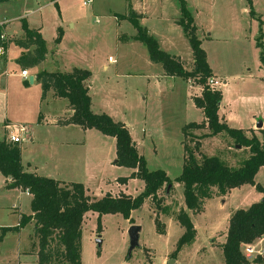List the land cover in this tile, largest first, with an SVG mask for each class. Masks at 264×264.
<instances>
[{
  "label": "rangeland",
  "instance_id": "1",
  "mask_svg": "<svg viewBox=\"0 0 264 264\" xmlns=\"http://www.w3.org/2000/svg\"><path fill=\"white\" fill-rule=\"evenodd\" d=\"M88 1L9 0L0 4V24H6L9 42L0 55V140L6 123L10 128H29L21 144L25 170L82 184L98 199L120 193L136 198L144 191L141 180H129L127 190L125 185L116 184L129 178L131 170L116 164L114 138L97 130L88 133L78 127L62 129L47 123L51 116L64 115L68 101H53L50 94L42 100L40 84L31 85L30 78L19 76L22 70L15 63L21 51L13 42L22 39L26 23L46 41L43 70L89 71L92 112L125 124L147 169L163 171L172 182L169 194L162 193L163 205L173 211L167 219L157 216L152 199H146L130 220L89 213L83 225L82 264H225L222 244L230 220L238 211L261 202L263 195L255 186L245 185L222 200L207 201L200 214H189L184 188L178 182L186 155L183 143L193 147L196 140L192 137L199 138L201 155L217 159L231 170L242 168L252 153L228 132L209 135L208 129L191 130L185 140L183 131L202 123L194 99L209 86L222 92L220 115L226 117L227 126L264 145V0H250L251 4L249 0ZM182 5L193 18L196 38L212 73L227 85L212 87L211 79L202 84L194 78L165 77L163 68L151 62L147 47L134 40L137 30L129 18L133 13L161 51L190 61V45L178 24ZM36 70L33 77L42 71ZM259 122L263 124L260 129ZM61 163L65 166L59 169L64 174L59 175L54 170ZM255 182L264 189V168ZM9 183L0 173V237L3 229H11L0 238V264H39L34 224L17 229L20 217L31 215V196L8 188ZM182 211L189 214L196 238L179 249L185 235L177 219ZM157 220L165 227V234L158 233ZM133 226L141 232L139 247L129 256L128 233ZM52 249L51 264H69L59 250L55 252V243ZM243 253L247 255L245 250Z\"/></svg>",
  "mask_w": 264,
  "mask_h": 264
},
{
  "label": "trees",
  "instance_id": "2",
  "mask_svg": "<svg viewBox=\"0 0 264 264\" xmlns=\"http://www.w3.org/2000/svg\"><path fill=\"white\" fill-rule=\"evenodd\" d=\"M250 1V0H249ZM9 0H0V4ZM251 4V1H250ZM182 18L178 24L184 29L193 53V63L189 67L179 57L170 56L161 51L158 42L143 29L137 20L138 15H129L133 21L137 35L136 42L145 45L152 63L160 65L164 76L182 78L188 81L196 79L207 83L213 78L208 64L207 54L201 42L196 38V26L193 18L182 5ZM24 37L13 43L22 53L16 60V65L22 71L38 68L47 57V45L39 31L30 30L24 24ZM60 39L62 33H60ZM8 43H1L7 50ZM91 73L87 70L73 69L71 72H40L35 81L43 90V99L52 94L57 99L68 101L69 109L73 112L68 119L58 121L59 126H79L83 130H97L105 136L116 140V164L132 170L129 178L119 179V185H127L131 179L144 182L143 193L134 198L124 193L113 197L106 195L100 200L92 198L85 187L76 183H62L53 179L39 177L25 171L22 165L21 145H15L3 140L0 142V173L9 181L8 188L28 192L31 196V215L21 216L19 227L34 224V237L38 240L39 264H51L54 255L52 245L55 243L64 260L69 264H82L83 225L87 214H97L99 218L105 215H121L126 220L131 219L134 211L139 209L146 199H152L157 216H169L170 210L163 205L162 193L172 185L171 180L163 171L150 172L144 158L139 154L128 127L114 121L105 114H94L91 110L92 99L89 94ZM201 84V83H199ZM223 100L221 91L204 88L202 96L195 98L194 103L202 112L204 121L184 128L185 140L190 136L189 131L208 129L209 135L228 132L238 143L247 145L252 153L246 164L231 170L217 159L201 155L199 138L194 146L183 143L185 159L183 172L178 182L184 188V196L188 212L200 214L207 201L217 197H225L233 190L245 185L255 186L263 194L262 201L254 204L247 211H238L230 220L226 243L222 246L225 264H250L243 251L264 237V189L257 185L255 177L264 168V145L256 139L248 140L241 131L230 129L225 120L219 116ZM198 155V157H197ZM179 224L185 229V235L179 242L178 248L190 245L195 241L196 231L191 223L189 214L182 211L178 215ZM159 234H165V227L160 221L155 222ZM11 229H3V235ZM55 253V254H56ZM255 264H264V256L258 257Z\"/></svg>",
  "mask_w": 264,
  "mask_h": 264
},
{
  "label": "crops",
  "instance_id": "3",
  "mask_svg": "<svg viewBox=\"0 0 264 264\" xmlns=\"http://www.w3.org/2000/svg\"><path fill=\"white\" fill-rule=\"evenodd\" d=\"M85 4V3H84ZM0 26H1V31H2V33H4L5 34V32H4V29H5V27H6V24H0ZM6 35V34H5ZM6 36H8V35H6ZM24 37V36H23ZM22 37V38H23ZM139 43V42H138ZM190 49H191V47H190ZM21 51V50H20ZM191 52H192V50H190ZM21 53H22V51H21ZM21 53H20V55H21ZM19 58V57H18ZM181 59V58H180ZM182 60V59H181ZM183 62H185L189 67L192 65V63H193V53H192V57H191V59H190V61H185V60H182ZM45 62H46V60H45ZM45 62L43 63V64H41L38 68H36V69H41L42 71L41 72H46V70H43V66H44V64H45ZM16 64V63H15ZM36 69H34V70H29V71H31V73H29L30 74V77H32V75H33V73H36ZM75 69V68H74ZM77 69V68H76ZM73 70V69H72ZM71 70V71H72ZM71 71H68V72H71ZM59 72V71H58ZM61 72V71H60ZM213 72V71H212ZM54 73V72H53ZM63 73H66V72H63ZM38 74V73H37ZM19 76L21 77V73L19 74ZM6 77H8V76H6ZM5 77V78H6ZM22 78V77H21ZM23 79V78H22ZM213 79H214V81L216 82V83H218V85H220V87H221V85H227V82L226 81H222V79H219L217 76H216V74H214L213 73ZM25 80V79H24ZM37 82L36 81H34V84H36ZM190 84H191V82H189ZM89 85H90V89H89V94H90V96H91V79H90V81H89ZM194 86V85H193ZM51 96H52V100L53 101H55V100H63V99H57V98H55L52 94H50ZM221 108V107H220ZM202 113V112H201ZM72 114H73V112L69 109V106L67 107V110H66V112L64 113V115L63 116H58V115H56V116H51L50 118H49V120L47 121V123L48 124H50L51 126H56V127H59V128H62V129H67V128H70V127H78V128H81V127H79V126H74V125H70V126H59L57 123H58V121H61V120H65V119H68V118H70L71 116H72ZM95 114V113H94ZM219 116H220V118L221 119H223V120H225L226 121V117L225 116H221L220 115V110H219ZM202 117H203V115H202ZM203 121H204V118H203ZM202 121V122H203ZM227 122V121H226ZM260 123V122H259ZM262 123V122H261ZM9 127V124H7L6 123V125L4 126V129H3V135H4V138L2 139V140H0V142L1 141H3V140H7V136H8V134H9V130L7 129ZM27 128V127H26ZM82 129V128H81ZM258 129H260V128H258ZM8 130V131H7ZM27 130H28V133L30 132V130H29V128H27ZM85 131V130H84ZM91 131H94V130H87V131H85V132H91ZM137 148V147H136ZM138 150V149H137ZM139 152V151H138ZM140 154V153H139ZM141 155V154H140ZM59 166H65L64 165V163H61V164H58L57 165V168L54 170V172H57V173H59V175H61V174H64L60 169H59ZM25 169V168H24ZM25 171H27L28 173H31V174H35V175H37V176H39V177H42V178H47V179H50V178H48L47 176H40V175H38L36 172H31V171H29V169H26ZM131 174H132V170H131ZM130 174V175H131ZM52 179V178H51ZM53 180H55V181H58V182H62V183H75V182H68V180H65V178L64 179H53ZM64 180V181H63ZM76 184H79V183H76ZM116 184H118V182L116 183ZM82 185V184H81ZM119 185V184H118ZM125 188H126V190H127V185H125ZM86 189V188H85ZM87 190V193L92 197V198H94V199H96V200H100V199H102V198H100V199H98V198H96V197H94L92 194H91V192L88 190V189H86ZM21 192V191H20ZM20 194H24V195H26L27 197H30L27 193H23V192H21ZM166 194L168 195L169 193H167V191H166ZM230 194V193H229ZM228 194V195H229ZM126 195H130L129 193L127 194L126 193ZM263 195V194H262ZM114 197V196H113ZM226 197V196H225ZM225 197H217V198H214V199H218V200H222V199H224ZM262 198H263V196H262ZM213 199V200H214ZM169 206V205H168ZM171 214H173V211H171L170 212ZM189 214H193L192 212H189ZM87 216H88V214H87ZM160 217H162V218H164L163 216H160ZM167 217L168 216H166V218L165 219H167ZM87 218V217H86ZM31 225V224H30ZM229 228V227H228ZM5 229H7V228H5ZM165 233H166V229H165ZM227 233H228V230H227V232H226V236H225V243H226V238H227ZM8 234V233H7ZM3 235V232H2V234H1V236ZM6 234H4V236H5ZM3 236V237H4ZM2 237V238H3ZM1 238V237H0ZM1 241V240H0ZM224 243V244H225ZM224 244H222V246L224 245ZM255 245V246H254ZM251 248L254 250V252L256 253L254 256H257V255H262L263 256V254H264V237L262 238V239H259V240H257L252 246H251ZM38 257V256H37Z\"/></svg>",
  "mask_w": 264,
  "mask_h": 264
},
{
  "label": "built area",
  "instance_id": "4",
  "mask_svg": "<svg viewBox=\"0 0 264 264\" xmlns=\"http://www.w3.org/2000/svg\"><path fill=\"white\" fill-rule=\"evenodd\" d=\"M89 4L92 3L91 0L88 1ZM88 4H84V6H87ZM1 28V26H0ZM7 36L4 34V33H0V55L1 54H4V49L1 47V43H7L8 40L6 38ZM21 77L25 80L29 79L30 78V75H29V71H22L21 72ZM210 85L213 87L214 85H217L216 82H214V79H211L209 81ZM10 132L7 136V142L11 143V144H15V145H21L23 143V136L28 134V130L26 127L24 126H14L12 128L8 127L7 128ZM245 252H246V259L249 261V262H252L254 261V250L252 248H246L245 249Z\"/></svg>",
  "mask_w": 264,
  "mask_h": 264
},
{
  "label": "water",
  "instance_id": "5",
  "mask_svg": "<svg viewBox=\"0 0 264 264\" xmlns=\"http://www.w3.org/2000/svg\"><path fill=\"white\" fill-rule=\"evenodd\" d=\"M34 81H35V77H30L29 79V83L31 85L34 84ZM263 124L260 122L258 123V126L257 128H262ZM171 189V186L167 189V193H169ZM140 232H141V228L138 227V226H133L131 227V229L129 230V237H130V253H129V256H131V253L139 247V235H140ZM97 244L99 245V247L101 246V241L100 239L97 240Z\"/></svg>",
  "mask_w": 264,
  "mask_h": 264
}]
</instances>
